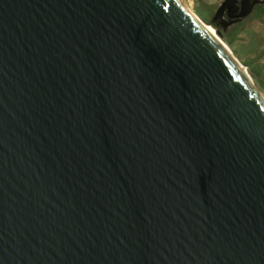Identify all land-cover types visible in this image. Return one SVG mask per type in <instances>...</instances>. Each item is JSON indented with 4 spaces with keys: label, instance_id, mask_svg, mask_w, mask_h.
<instances>
[{
    "label": "water",
    "instance_id": "obj_1",
    "mask_svg": "<svg viewBox=\"0 0 264 264\" xmlns=\"http://www.w3.org/2000/svg\"><path fill=\"white\" fill-rule=\"evenodd\" d=\"M0 264H264V97L181 0H0Z\"/></svg>",
    "mask_w": 264,
    "mask_h": 264
},
{
    "label": "rangeland",
    "instance_id": "obj_2",
    "mask_svg": "<svg viewBox=\"0 0 264 264\" xmlns=\"http://www.w3.org/2000/svg\"><path fill=\"white\" fill-rule=\"evenodd\" d=\"M181 1L205 25H212L216 10L224 0ZM214 29L264 97V3L257 5L245 19L226 27L220 24Z\"/></svg>",
    "mask_w": 264,
    "mask_h": 264
},
{
    "label": "flooded vegetation",
    "instance_id": "obj_3",
    "mask_svg": "<svg viewBox=\"0 0 264 264\" xmlns=\"http://www.w3.org/2000/svg\"><path fill=\"white\" fill-rule=\"evenodd\" d=\"M250 1H252V0H250ZM246 4H247V0H237V2H235V4L232 5L231 11L234 14H237L240 11V9H242L243 5H246ZM226 19H229L228 15H227V10H225L223 17L220 20L222 25L226 23Z\"/></svg>",
    "mask_w": 264,
    "mask_h": 264
},
{
    "label": "bare ground",
    "instance_id": "obj_4",
    "mask_svg": "<svg viewBox=\"0 0 264 264\" xmlns=\"http://www.w3.org/2000/svg\"><path fill=\"white\" fill-rule=\"evenodd\" d=\"M259 5V4H258ZM257 6V5H256ZM187 7V6H186ZM188 8V7H187ZM188 10L230 51V49L225 45V43L217 36L214 26L213 25H205L204 22L202 20H200L197 15H195L190 8H188ZM231 52V51H230ZM232 54V52H231ZM233 55V54H232ZM234 56V55H233ZM238 61V60H237ZM239 65L242 67V69L246 72V70L244 69V67L240 64V62L238 61ZM247 73V72H246ZM248 75V73H247Z\"/></svg>",
    "mask_w": 264,
    "mask_h": 264
},
{
    "label": "snow or ice",
    "instance_id": "obj_5",
    "mask_svg": "<svg viewBox=\"0 0 264 264\" xmlns=\"http://www.w3.org/2000/svg\"><path fill=\"white\" fill-rule=\"evenodd\" d=\"M167 7V4H166V2H165V8Z\"/></svg>",
    "mask_w": 264,
    "mask_h": 264
}]
</instances>
